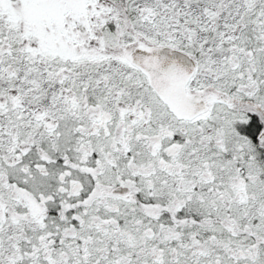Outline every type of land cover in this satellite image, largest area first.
<instances>
[{
  "label": "snow or ice",
  "instance_id": "obj_1",
  "mask_svg": "<svg viewBox=\"0 0 264 264\" xmlns=\"http://www.w3.org/2000/svg\"><path fill=\"white\" fill-rule=\"evenodd\" d=\"M0 264H264V0H0Z\"/></svg>",
  "mask_w": 264,
  "mask_h": 264
}]
</instances>
